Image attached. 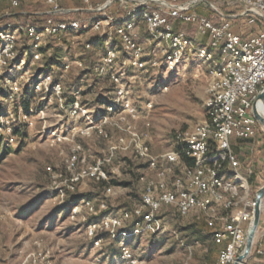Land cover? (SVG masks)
Instances as JSON below:
<instances>
[{"label":"rangeland","instance_id":"374dc122","mask_svg":"<svg viewBox=\"0 0 264 264\" xmlns=\"http://www.w3.org/2000/svg\"><path fill=\"white\" fill-rule=\"evenodd\" d=\"M11 1L1 3L0 28L25 22L16 15L41 8V1L25 0L20 7H11ZM73 3L68 1L67 8H76ZM93 35L79 32L61 41L48 38L43 51L40 48L43 58L37 61L31 43L23 39L18 60L0 68V264H130L121 258L122 238L139 259L137 264H217L222 246L215 244L202 216L182 218L166 209L164 228L144 231L130 221L124 229L90 236L88 227L94 220L141 207V176L148 174L154 180L133 148H120L106 166L105 184L86 177L74 190L69 188L74 174L110 155L121 133L112 125L107 126L111 138L96 130L90 136L74 130L76 125L86 128L88 122L70 114L72 92L81 90L83 104L96 116L115 98L114 84L97 69L103 47L91 41ZM1 46L0 40V50ZM68 60H81L83 66L74 64L66 70ZM126 69L125 83L139 113L137 125L149 134L154 154L173 149L177 131L207 121L210 64L191 61L177 71L164 66L148 72ZM48 73L62 82L68 96L64 105L50 93L36 91L34 81ZM13 81H18L21 91L10 96ZM165 86L168 91H163ZM149 100L154 102L152 109H147ZM77 146H81L79 162L69 168L68 159ZM240 146V160L254 171L249 182L255 201L256 185H264V127L259 124L258 135ZM174 170L179 173V166ZM83 200H91L95 210L81 207L77 212ZM103 202L106 208L101 207Z\"/></svg>","mask_w":264,"mask_h":264},{"label":"built area","instance_id":"2783aa9c","mask_svg":"<svg viewBox=\"0 0 264 264\" xmlns=\"http://www.w3.org/2000/svg\"><path fill=\"white\" fill-rule=\"evenodd\" d=\"M68 1L46 0L49 16L41 24L21 22L1 27L0 68L18 60L17 48L23 39L31 43L33 60L37 61L43 58L40 48L48 38L61 41L79 32L100 37L103 53L97 69L114 84L115 98L104 113L96 116L83 104L81 90H76L72 92L70 114L88 122L86 128L76 125L75 133L90 136L96 130L111 138L109 125L121 133L111 145L110 155L74 174L69 188L74 190L86 177L105 180L106 166L120 148H133L154 173V180L143 174V205L92 222L88 227L90 236L96 237L100 230L124 229L130 221L144 231L164 228L166 217L162 211L168 208L182 218L204 217L214 242L222 246L217 264H233L244 251L246 224L253 216L255 201L249 182L253 168L243 165L232 140H250L258 135L253 105L264 86V0H81L83 7L66 8L63 4ZM12 4L18 6L19 0ZM79 11L90 15L74 20L55 18ZM144 26L147 36L143 40ZM191 61L210 64L207 121L177 131L175 147L154 154L149 134L137 125L139 113L125 83L126 67L148 72L164 66L168 71H177ZM74 64L83 66L81 60H68L66 70ZM33 85L36 91L57 97L61 105L68 100L62 82L52 73L40 75ZM10 89V96L18 95V81H13ZM168 90V86L163 88ZM146 106L152 109L154 102L149 100ZM7 128L12 131L9 122ZM80 149L74 148L69 168L79 162ZM178 166L180 172L175 173ZM81 207L95 210L91 200H83L79 210ZM101 207L106 208V203ZM100 241L96 239V244ZM256 251L264 253L261 242ZM120 253L130 264L139 261L125 238L120 241ZM246 261L244 264H253Z\"/></svg>","mask_w":264,"mask_h":264},{"label":"water","instance_id":"95a60500","mask_svg":"<svg viewBox=\"0 0 264 264\" xmlns=\"http://www.w3.org/2000/svg\"><path fill=\"white\" fill-rule=\"evenodd\" d=\"M261 105H264V86L259 90L257 98L253 105V113L258 123L264 127V114L261 111ZM264 210V185L256 192L253 216L247 228V242L244 251L236 258L233 264L244 263L251 255L257 233L261 224Z\"/></svg>","mask_w":264,"mask_h":264},{"label":"trees","instance_id":"16d2710c","mask_svg":"<svg viewBox=\"0 0 264 264\" xmlns=\"http://www.w3.org/2000/svg\"><path fill=\"white\" fill-rule=\"evenodd\" d=\"M13 1V0H12ZM12 1H11V7H20L22 5V2L25 1V0H19V5L18 6H13L12 4ZM28 1H41V4L39 3L38 5H41V8L40 10L43 9V12L38 10L39 7L35 10V11H31V10H26V12H23V13H19L16 15V17H20V18H26L27 21L25 22H29L31 24H41L43 22L46 21V19L48 18V14H47V11L50 10V7L49 5L46 3V0H28ZM72 1V0H71ZM98 1H105V0H95L94 2H98ZM73 4L75 5V7H83V3L81 0H73ZM64 7H68L66 5L67 2H65L64 4ZM2 9V6H0V10ZM90 14L85 12V11H79V12H72V13H69V14H66L64 16H56L55 18L56 19H60V18H65V19H68V20H74V19H83L85 18L86 16H89ZM91 41H96V42H100V37L98 35H93L91 36ZM18 49V48H17ZM42 51L44 48H42ZM19 52V50H18ZM47 65H50V63H47ZM71 100V99H70ZM15 132L18 133L19 131L17 129H15ZM239 156V155H238ZM240 158V157H239ZM100 183L102 184H105L106 183V180H102V181H99ZM261 187V185H256L255 187V194L256 192L258 191V189ZM170 210L168 208H164L163 211H162V214L165 210ZM94 221H97V220H94ZM207 224V223H206ZM208 225V224H207ZM209 226V225H208ZM210 227V226H209ZM211 229V228H210ZM212 233V231L210 232ZM216 244V243H215ZM218 245V244H217ZM221 246V245H219ZM254 252V251H253ZM253 255V254H252Z\"/></svg>","mask_w":264,"mask_h":264},{"label":"crops","instance_id":"0c3cea01","mask_svg":"<svg viewBox=\"0 0 264 264\" xmlns=\"http://www.w3.org/2000/svg\"><path fill=\"white\" fill-rule=\"evenodd\" d=\"M145 32H146V30H145ZM145 32H143L142 37H141L143 40L146 38ZM232 141H233L234 150L239 155L240 152L243 150V147H241L240 144L241 143L244 144L246 142V140H240V139L233 138ZM237 212H239V211L237 210ZM196 220H200V219L196 218ZM204 221L206 222V220H204ZM255 241H256V245L254 247V252L250 258L251 263H253V264H264V253L260 255V254H257V251H256V248L258 247L259 242L262 243V247L264 250V210H263V214H262L261 224H260V227H259Z\"/></svg>","mask_w":264,"mask_h":264},{"label":"bare ground","instance_id":"6f19581e","mask_svg":"<svg viewBox=\"0 0 264 264\" xmlns=\"http://www.w3.org/2000/svg\"><path fill=\"white\" fill-rule=\"evenodd\" d=\"M261 111H262V113L264 114V105H261ZM79 210V207L78 208H76V211H78ZM245 263V262H244ZM244 263H241V264H244Z\"/></svg>","mask_w":264,"mask_h":264}]
</instances>
